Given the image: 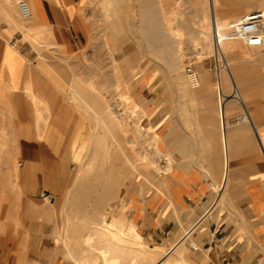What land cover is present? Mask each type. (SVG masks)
Returning <instances> with one entry per match:
<instances>
[{"label":"crops","instance_id":"0c3cea01","mask_svg":"<svg viewBox=\"0 0 264 264\" xmlns=\"http://www.w3.org/2000/svg\"><path fill=\"white\" fill-rule=\"evenodd\" d=\"M19 1L0 0V132L13 128L18 155L30 158L37 151L52 149L48 146H74L79 133L71 145L65 129L72 117L71 106L55 85L64 78L55 72L70 68L39 61L38 48L45 43L70 47L76 39L74 22L81 0H27L32 9L28 18L22 16ZM142 5L156 3L142 0ZM34 35L40 42L34 41ZM55 47L46 50L54 53ZM151 80H139L136 97L144 109V127L158 138L151 145L160 147L161 168L126 203L136 230L144 242L145 238L162 242L156 245L170 253L180 252L186 260L184 245L196 242L209 264H264V157L257 144V128L262 123L254 113L253 123L245 130L235 121L228 127L213 90H199L183 100L195 105L181 112L168 110L161 95L151 89ZM206 86L213 88L214 84L208 79ZM33 95L44 96L45 101L49 97L52 114L46 126L37 121L40 109L45 111ZM36 161L40 162L31 161L23 168L18 165L17 173V179L21 174L27 176L32 196L45 193L48 187L66 188L70 162L47 169L43 159ZM46 198L50 204L37 210L42 218L55 214V200ZM168 244L175 246L170 249ZM18 257L15 264L20 258L26 264L22 255ZM54 264L65 263L56 259Z\"/></svg>","mask_w":264,"mask_h":264},{"label":"rangeland","instance_id":"374dc122","mask_svg":"<svg viewBox=\"0 0 264 264\" xmlns=\"http://www.w3.org/2000/svg\"><path fill=\"white\" fill-rule=\"evenodd\" d=\"M118 1L119 0H116L115 4L111 2L109 9H107L108 7L105 6L104 0H81L77 18L74 22V32L76 35V39L72 40V44L69 48L66 47V45L64 46L62 44L45 43L44 48H38L40 52L38 59L39 61L68 64L70 68L69 70L55 72L57 74L64 75V78L57 81L55 85L59 91H63L65 100H68L71 106L72 117L70 119V123H68L69 125L66 124L65 128L66 131H69L71 145L73 136L77 132V130L79 131V133L75 136L76 140H79L81 138V142L84 143L85 146L95 145L93 143V131L95 123L96 125L98 124V103L101 99V96H99L100 94L97 93H100V89L105 87L104 90H111V92H108V97L113 102L116 103L118 100H120V104L118 106L119 113L121 116L125 117L123 119L127 122H125L124 125H120L126 127L124 129H127L128 131L124 130L121 126H116V128L113 129V135L115 133L113 138H116L114 146H122L126 149V151H130L133 147H135L137 153H142V151L147 153L158 164L161 155L160 147L156 146L157 148H155L154 145H151L155 142L157 143L158 138L151 135L144 127L143 117L145 115L143 112L141 113L137 110L134 116L128 115L130 113L129 107L131 105L129 104L130 106L128 107L124 98L126 96H133L137 99L136 96L138 95L141 85L139 80L152 78L151 81L153 86L151 87V89H153L155 94L161 95V99L163 100V107H167V109L171 111L178 110L181 112L189 105H195L183 103L182 101L189 100L190 96L197 94L196 89L202 86V84H199L200 76H202V74L204 73L206 75V81L209 79L214 84V87L212 89L218 96L221 106L222 100L224 99L222 98V94L220 93V81L222 78L220 77V75L224 72L223 65L225 61H223V58L221 56L222 54H218V52L216 51L208 53L205 52V49L202 50V48L200 51L199 48H195L197 47V45L193 43L196 42L195 40H193V36L199 37L201 34V31H199V29L201 28L200 24L202 23L201 7L204 6L207 9L210 7V4H206V1L151 0L152 3H156V5L152 7L153 9H151L152 11H150L152 13L148 17L143 19H141L143 17L142 0L119 1L122 6L119 5ZM207 1L209 3L210 0ZM249 2L250 0H219L218 21L228 25L229 23L237 20L236 18L243 16L250 10L259 8V6H257L256 4H249ZM116 4L119 6H117ZM164 5H166V7H164ZM117 7L120 10L117 9ZM111 9L116 13H114L115 17L112 16L113 12L111 11ZM116 9L118 11H115ZM173 9H176V11L179 12L176 14V18L178 17L176 19V24L178 25L177 20L181 19L179 25L180 27H183L182 31L185 35L183 46L186 47V49L184 47V49L182 48L183 50L180 53V61L177 64L171 62L166 51L162 50L159 47L153 46L147 39L141 38L142 25L144 23L151 22L153 24V27H155L156 30H158L160 33H166L163 17L165 16L166 10L170 11ZM123 10L126 12V14ZM137 10H140V12H137ZM106 11L110 13L109 16L107 15ZM107 17L109 20L106 19ZM112 19L118 21L115 25H119L118 28L122 33L121 35L124 34L123 37L117 39L119 42L110 37V33L106 32L105 30V25L108 22H111ZM134 30H136L137 32H135ZM138 30H141V32H139ZM136 33H138L139 35ZM128 34L131 37L128 36ZM125 37L127 38L125 39ZM103 38H106V40H104ZM112 39L113 41H115H111ZM34 41L40 42V40L38 39H34ZM109 43L112 45H110ZM242 44L244 45V47L249 48V46H247L246 44ZM51 45L56 46L54 48V53H50L48 52V50H46V48H49ZM111 48H116V50L113 51L111 50ZM161 50L163 52H161ZM111 51H113V54L115 53L114 56L118 61V69H115L113 67V63H111ZM79 62H81V64H79ZM178 64L179 68L177 69L176 66ZM189 65L194 66L196 74H190L187 69ZM239 67L240 68L238 69V72L242 75L241 77L243 78V85L240 87V89L246 96V104L249 107L250 111H252L253 114H256V117L259 121L258 123H262L260 126H258V128L260 129V131L264 132V56L261 60H256L255 62L246 61ZM104 73L109 74V76H105H108L107 78H109L111 82L108 81L109 79L107 80L104 75H102ZM181 75L185 78L187 77L188 79L183 78ZM73 77L79 80H74ZM80 77L85 80H92L93 78V81L97 85L95 86V88H92V90L91 88H89L87 95L85 94L86 99L90 97L87 99L89 102V106H92V108L90 107V109H88V112L91 111L90 114L86 112L87 110H79L76 107L74 100L81 99L80 96L77 99L73 98V96L69 94L72 93L74 95L75 91L77 93V90H82V79H80ZM72 80H74V82ZM71 82L74 83V86ZM98 84H101V86ZM230 88L233 89L232 83ZM95 89L97 93L94 92ZM189 91H191L192 93H190ZM138 102L142 107L141 101ZM235 104L236 105H234L232 110L228 112V121H231L232 124H234V121L237 123H241V120L238 119V116L244 111L243 106L238 102V100H235ZM93 108L96 110L93 111ZM139 112L140 114L138 115ZM86 113L87 115H89L86 116ZM93 115L96 116L93 117ZM230 118H233L234 120H231ZM133 123H138V126L141 127V130L138 131L139 133L137 132V129H134L132 125ZM47 124H49V122ZM126 124H128V127L125 126ZM12 136H16L15 132H13V129H4L0 132V140L9 141H6V143L5 141H0V150H2L0 151V264H8V261L10 264H15L18 255L23 256L26 264H54L56 259L62 260L65 264H78V261L75 262L77 260L75 259V251L70 248L72 253L74 251V253L72 254L69 250L68 243H66L67 232L65 233V231H68V225L66 224L69 222V217L81 214L80 212H77L79 208H76V206H72L73 199L69 197H71L70 193H72V195L74 194V188L76 186L75 184L78 181L77 179L80 178L79 171L77 172L75 170L80 169L81 173V164H83V161L85 163L88 160V156H84V159L82 161H77L75 158H73V146H48L52 149H45L39 152L37 151L35 152V156L28 158L24 154L18 155L17 142L15 139L13 140ZM139 136L141 140L143 137L145 139L141 141ZM10 137L12 138L13 142H15V145L12 144L13 142H11ZM155 138L156 140H154ZM152 139L153 142L151 141ZM8 143H10V145ZM132 144H134V146ZM257 144L260 152L264 157V144L261 142L259 132L257 134ZM5 147L6 149H3ZM44 147L48 148L47 146ZM4 150L7 151L4 152ZM2 157L3 159H1ZM37 158L43 159L44 166L47 167V169H52L54 165L61 166V164H63L64 162H70L66 188L56 191L48 187V189L45 190V194L43 193V191H41V194H39L38 196H32L30 194L31 192L29 190L27 176L25 174H21L20 177L16 181H14L15 184L13 183V176H9L8 174L9 169H11L13 165L12 161H16L18 165L23 168L26 167L31 161L35 160V162H40L36 161ZM139 167L141 168V166ZM147 176L149 175L144 174L142 171L136 169L135 167L130 169V172H128L126 184L123 187L122 194L111 201V204L115 207L116 215H124L127 220L129 222H133V224H135L136 222L128 215L126 203L133 192L139 189V181L143 182L150 180V177L147 178ZM72 182L74 183V185ZM93 193V191L90 193V195H92L90 198L93 197ZM46 196H51L52 199L55 200V214L50 218H42V216H39L37 211L38 208H42L50 204ZM92 203L93 200H88L87 204L89 209L87 210L90 212V215H96L91 213L97 211V208L95 209V206H93ZM92 207H94V209ZM64 226L66 229L64 228ZM54 227H57L55 233L52 231ZM145 241L150 246L163 244L162 242L152 241L147 238H145ZM192 243L193 242H190L189 244L184 245L183 254L187 258L188 264H209L206 258L202 254H200L199 250L193 248ZM83 244L84 242H81L82 246H84ZM168 246L171 249L175 245L168 244Z\"/></svg>","mask_w":264,"mask_h":264},{"label":"bare ground","instance_id":"6f19581e","mask_svg":"<svg viewBox=\"0 0 264 264\" xmlns=\"http://www.w3.org/2000/svg\"><path fill=\"white\" fill-rule=\"evenodd\" d=\"M115 1L116 0H104L105 6L108 7L107 9H109L111 2L115 4ZM119 1H122V0H119ZM119 1H118L119 5L122 6ZM205 1H206V4H210L209 5L210 9L208 8L209 9L208 10L204 6L201 7V9H202V16H201L202 23L200 24L201 28L199 29V31H201V34L199 37L196 36L197 38L195 36H193L194 37L193 40L196 41L193 43L195 45H197V47H195V48H199L200 51L202 48V50L205 49V52H208V53L216 51V52H218V54L219 53L222 54L221 56L223 58V61H225V63L223 65L224 66V72H223V74H221L222 76L220 75V77H222L221 81H220V83H221L220 84L221 85L220 86V93L222 94V98L224 100H222L220 111H221V114L226 117L227 126L230 127L231 121L230 122L228 121L229 120L228 119V112H230V110H232L234 105H236L235 100H238V102L241 103V105L243 106V109H244V111L242 113H240V115L238 116V119L241 120V123H239L238 126H241L242 130H245L244 128H246L245 127L246 125H250L253 123V112L250 111L249 107L247 106L246 96L244 95L243 91H241V89H240V87L243 85V78L241 77L242 75L239 74L238 69L240 68L239 66L241 64H244V62H246V61L255 62L256 60H261L264 56V43L261 45H247L246 44L247 46H249V48H246L242 44L244 42L241 41L240 39H235V38H231V37L230 38L229 37L224 38L225 34L228 33L232 22L229 23L228 25H226V24H223L222 22L218 21L219 0H210L209 3L207 0H204V2ZM249 4H253V5L256 4L257 6H259V8H257V9L264 10V0H250ZM119 5H117V6H119ZM164 7H166V5H164ZM159 8H160V6H159ZM117 9H119V8L117 7ZM117 9L115 11H118ZM121 9H122V7H121ZM151 9H153V8L143 6V12H142L143 17L141 16L142 17L141 19L148 17L152 13V12H150V11H152ZM140 10H137V12H140ZM108 11H106V13L109 16L110 13ZM111 11L113 12L112 9H111ZM250 11H252V10H250ZM114 13L115 12H113V15H112L113 17H115ZM177 13H179V12H177L176 9H173L170 11L166 10L165 16L164 17L162 16L164 19V23H165L164 26H165L166 33H160L158 30H156L155 27H153V24L151 22L150 23H144L142 25V32H141V30H138L139 32H141V36H142L141 38L147 39L153 46L159 47L162 50L166 51L168 53V56H169V59L171 60V62L176 63V64L180 61L181 51L184 48L186 49V47L183 46L184 40H185V38H184L185 35L182 31L183 27L182 26L180 27V25H179V22L181 20L180 18H179L180 20H177L178 25L176 24V19L178 18V17L176 18ZM125 14H126V12H125ZM243 16H240L236 19L238 20V19L242 18ZM106 19H108V17ZM116 22H118V21L112 19L111 22H108L105 25L106 32H109L110 37L114 38L115 40L124 36V34L121 35L122 33L120 32V30L118 28L119 25L118 26L115 25ZM140 24H141V22H140ZM101 31H102V29H101ZM134 31L137 32L136 30H134ZM217 31L219 32V35L221 36V38L217 37ZM109 33H106V34H109ZM127 33H129V32H127ZM39 34H40L39 36H41V33H39ZM136 34H138V33H136ZM36 35H38V34H36ZM36 35H34V37L39 38V36H36ZM128 36H130V35L128 34ZM108 37H109V35H108ZM130 37H128V38H130ZM126 38L127 37H125V39ZM168 38H172V39H168ZM104 40H106V38ZM111 41H113V39ZM120 41H121V39H120ZM140 41H141V39H140ZM110 45H112V44H110ZM111 50L114 51V50H116V48H111ZM162 50H161V52H163ZM113 51H111L112 62L111 61L110 62L113 63V67L115 69H118V63H117L118 61L115 58V56H114L115 53L113 54ZM109 53H110V51H109ZM80 60H82V59H80ZM81 62H79V64H81ZM172 65H174V64H172ZM76 66H78V65H76ZM178 66H179V64L176 66L177 69L179 68ZM190 74H192V73H190ZM102 75H104V77L107 80L109 79V78H107L109 76V74L104 73ZM105 75H108V76H105ZM179 75H180V73H179ZM73 76H75V75H73ZM77 76H78V73H77ZM88 77H86V78H88ZM100 77H102V76H100ZM178 77H180V76H178ZM73 78H74V80L76 79L75 77H73ZM77 78H79V77H77ZM183 78H185V77H183ZM194 78H195V76H194ZM80 79H82L81 80L82 87H83L82 90L81 91L77 90V93L75 91L74 95L72 93H69V94H71L73 96V98H77V99L80 96L81 99L74 100L76 107L79 110H84V111L87 110L86 112L90 114L91 111L89 110L90 112H88V109H90V107L92 108V106H89V102L87 100L90 97H88L86 99L85 94L87 95L89 88H91V90H92V88H95V86H97V85L93 81V78H92V80L91 79L85 80V79L80 77ZM185 79H188V78L186 77ZM74 80H72V81L74 82ZM76 80H79V79H76ZM31 81H33V80H31ZM100 81H102V80H100ZM108 81H110V79ZM197 82H199V81H197ZM75 83H78V82H75ZM98 83H100V82H98ZM206 83H207L206 75L203 73L202 76H200V83H199V84H202V86L200 88L197 87L198 89H196V93L199 90H205L206 92L210 93V91L213 89L210 88L209 86H206ZM231 83H232L233 89L230 88ZM32 84H33V82H32ZM72 84L74 86V83H72ZM98 85L101 86V84H98ZM69 86H72V85H69ZM106 86H107V84H106ZM27 87L30 88V85ZM27 87H26V89H27ZM37 87H39V86H37ZM104 88L105 87L100 89L101 90L100 93L99 92L97 93L96 89L94 91L97 94H100L99 96H101V99L99 100V103H98V111H99L98 120L96 118V120L98 121V124L96 125V123H95L94 131H93V140H94L93 143L95 145L92 144L93 146H85L84 143L81 142L82 139L80 138L79 140H76L75 145L73 146L74 147V157L73 158H75L77 161H80V160L82 161L84 159L83 158L84 156H88V160L87 161L85 160L86 161L85 163H84V161L82 162L83 164H81L82 165L81 173H80V169L75 170L77 172L79 171V174H80L79 177L80 178L77 179L78 183L76 182V184H75L76 186L74 188V194L72 195V193H70L71 192L70 191L69 193L71 194V197L68 196L69 198L73 199V200L71 199L72 200V206H76V208H79L77 212L81 213L80 215L70 216L69 222L66 224V225H68L67 226L68 231L67 230L65 231V233L67 232L66 243H68V245H69V250L71 248L72 250L75 251V253L73 251V253L76 254L75 259H77L75 262L78 261V264H188V261L181 255L180 252L179 253H174V252L170 253L165 246H160V245L150 246V245H148L146 242L143 241L141 234L136 230V227L133 224V222H129L124 215H120V214L116 215L115 207L111 204V201L113 199L119 197L122 194L123 187L126 184L128 172H130V169L135 167L136 169H139L140 171H142L144 174H148L149 175V176H147V178H148L152 175V172H154V170H158L161 167H159L160 165H158L150 157V155H148L147 153H145L143 151H142V153H140V152L137 153L135 147H133L132 150H130V151L129 150L126 151V149L122 146H114L116 138L115 139L113 138V136L115 135V133L113 135V129L116 128V126L117 127L121 126V127H123V129L126 128V127L120 125V124L124 125V123L126 121H124V119H123L125 117L121 116L119 113L118 106L120 104L119 103L120 100H118L116 103L113 102L108 97V95H109L108 92H111V90L110 91H109V89L104 90ZM37 91H38V89H37ZM191 91H189V92L192 93ZM193 92H195V91H193ZM33 93H35V92H33ZM43 94H44V92H43ZM46 94H47V92H46ZM212 94H214V93H212ZM118 95H119V93H118ZM223 95H224V97H223ZM33 96H34L35 102H37L38 104L40 103L44 106L43 110L45 111V113H42V111H41L42 108L40 107L41 109H40L39 118L37 121L39 124L44 123V125L46 126V124L50 121V119H49L50 114H52V113H50V111H51V108H50L51 105H49L50 102L47 100L49 97L46 98L47 97L46 96L45 97L46 101H45V100H43L44 96L42 99L37 97L36 95H33ZM50 97L52 99L53 96H50ZM111 98H112V96H111ZM118 99H119V97H118ZM124 99H125L128 107L131 105L129 107L130 113L128 115L134 116L135 113L137 112V110L140 111L141 113L142 112L144 113V109L140 106L139 102L136 101L132 96H126ZM47 101L49 103H47ZM51 101H53V100H51ZM94 110H96V109L93 108V111ZM11 112H9V113L11 114ZM140 112L138 113V115L140 114ZM87 113L85 114L86 116L89 115V114L87 115ZM91 116H92V114H91ZM95 116L96 115H93V117H95ZM126 117H128V116H126ZM242 122H244V124ZM132 125H133L134 129H137V132L141 130V127L138 126V123L137 124L133 123ZM125 126L128 127V124H126ZM6 128H8V127H6ZM7 130H9V129H7ZM124 130H127V129H124ZM257 131L260 134L261 142L264 144V132L260 131L259 128H257ZM119 133H121V132H119ZM140 134H138V135H140ZM12 137H13V140L14 139L16 140V136H12ZM139 138H140V136H139ZM144 139L145 138L143 137L142 140H144ZM13 140L11 138V142H13ZM140 140H141V138H140ZM154 140H156V138ZM2 141L4 142L5 140H2ZM6 141H5V143H6ZM151 141L153 142V139ZM7 142H9V141H7ZM10 143H8V144L10 145ZM12 144L15 145V142H13ZM132 145L134 146V144H132ZM6 147L3 149H6ZM155 148H157V147L155 146ZM0 151H2V150H0ZM5 151H7V150H4V152ZM134 152H136V153H134ZM1 159H3V157ZM12 162H13V165H12L11 169H9L8 174H9V176H13L12 181L14 183V181L17 180L18 163L16 161H12ZM139 166H141V168ZM156 167H157V169H156ZM162 170H163V168H162ZM154 180H156V179H154ZM142 184H143V182L139 181V189L138 190L140 192H141ZM73 185H74V183H73ZM92 191L94 192L93 197L90 198L92 196V195H90V193ZM88 200H93L92 204H93V206H95V209L97 208L96 209L97 211H94V213L93 212H91V213L96 214V215H90V212L87 210V209H89L88 204H87ZM69 202H68V205H69ZM32 206H33V204H32ZM50 208H51V206H50ZM92 208L94 209V207H92ZM45 210H46V208H45ZM41 213H43V212H41ZM44 213H46V212H44ZM48 215L50 218V213ZM48 215H46V216H48ZM76 217H78V218H76ZM64 228H65V226H64ZM81 242H84V244H83L84 246L81 245ZM70 252H71V250H70ZM19 264H24L22 258H20Z\"/></svg>","mask_w":264,"mask_h":264},{"label":"built area","instance_id":"2783aa9c","mask_svg":"<svg viewBox=\"0 0 264 264\" xmlns=\"http://www.w3.org/2000/svg\"><path fill=\"white\" fill-rule=\"evenodd\" d=\"M20 12L23 17H30L32 13L31 5L27 0L19 1ZM217 37L221 38L219 32L217 31ZM231 37L235 39H240L247 45H261L264 43V10L255 9L242 18L233 21L231 27L224 38ZM188 71L190 73L196 74L193 65L188 66ZM45 194V193H44ZM194 249H199V244L196 242L192 243Z\"/></svg>","mask_w":264,"mask_h":264}]
</instances>
